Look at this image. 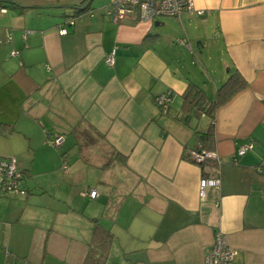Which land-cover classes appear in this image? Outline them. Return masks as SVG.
<instances>
[{
    "label": "crops",
    "instance_id": "0c3cea01",
    "mask_svg": "<svg viewBox=\"0 0 264 264\" xmlns=\"http://www.w3.org/2000/svg\"><path fill=\"white\" fill-rule=\"evenodd\" d=\"M111 1L0 0V157L27 191L0 194V264H84L93 219L112 234L105 264H205L216 231L233 264H264V0H193L203 14L150 22L112 21ZM194 35L220 46L221 72L184 71L171 48ZM234 70L244 88L182 118L189 82L214 97ZM198 146L220 163L191 162Z\"/></svg>",
    "mask_w": 264,
    "mask_h": 264
},
{
    "label": "built area",
    "instance_id": "2783aa9c",
    "mask_svg": "<svg viewBox=\"0 0 264 264\" xmlns=\"http://www.w3.org/2000/svg\"><path fill=\"white\" fill-rule=\"evenodd\" d=\"M196 12L203 14L202 10L196 9L193 0H112L107 8V16L114 22L123 20L126 16H129L132 20L138 22H150L158 16L166 15L179 17L182 14ZM72 24L73 18L66 17L65 24ZM59 34H66L67 29L64 26L58 29ZM177 42L186 47H190L189 42L186 39H178ZM113 49L104 58L107 65L112 66L114 63ZM16 52H13L14 54ZM172 91L166 90L153 97L155 105L162 111L167 112L169 103L171 100ZM64 136L62 134H54L48 137L47 142L54 148H58ZM252 147L251 142H247L239 146L237 149V155H243L247 150ZM213 159L215 165L220 163L217 154L213 151L206 150L198 146L192 150L189 154V160L197 164H201L206 159ZM63 166H66L65 162ZM257 171L264 177V169L257 168ZM220 176L218 170L215 167L214 172L211 175L203 176L199 180V196L203 198L205 196V189L208 186L219 187ZM4 193H16L25 195L27 193L23 185V175L17 167L16 160L13 156L0 157V194ZM83 196H89L95 198L97 196V190L91 188H85L82 190ZM234 252L232 248L227 244L224 234L220 231H216L213 236V241L209 252L204 257L205 264H233Z\"/></svg>",
    "mask_w": 264,
    "mask_h": 264
},
{
    "label": "trees",
    "instance_id": "16d2710c",
    "mask_svg": "<svg viewBox=\"0 0 264 264\" xmlns=\"http://www.w3.org/2000/svg\"><path fill=\"white\" fill-rule=\"evenodd\" d=\"M245 85V80L238 71L234 70L217 88L214 97L209 98L201 87L189 82L188 88L183 94V105L186 109V114L182 118L187 121L191 115L209 113L215 107L229 100L237 91L244 88ZM207 160L213 159L208 158L203 161L200 164L203 168ZM213 164L215 165L214 160ZM93 221L95 225L93 228L92 243L88 249L84 264H105L112 234L98 224L97 219H93Z\"/></svg>",
    "mask_w": 264,
    "mask_h": 264
},
{
    "label": "rangeland",
    "instance_id": "374dc122",
    "mask_svg": "<svg viewBox=\"0 0 264 264\" xmlns=\"http://www.w3.org/2000/svg\"><path fill=\"white\" fill-rule=\"evenodd\" d=\"M189 40L192 50L177 44H173L171 48L183 61L184 71L196 68L198 71L213 69L221 72L220 46L216 44L217 42L209 39L207 40L208 44L202 47V44H197L198 39L195 35L189 36ZM169 60L171 61L170 58ZM207 96L212 98V92L209 91Z\"/></svg>",
    "mask_w": 264,
    "mask_h": 264
}]
</instances>
